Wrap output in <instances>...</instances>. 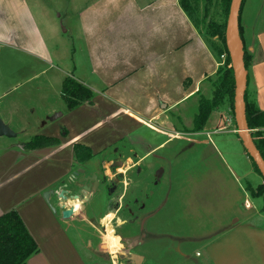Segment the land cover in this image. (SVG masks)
Segmentation results:
<instances>
[{
	"label": "crops",
	"instance_id": "1",
	"mask_svg": "<svg viewBox=\"0 0 264 264\" xmlns=\"http://www.w3.org/2000/svg\"><path fill=\"white\" fill-rule=\"evenodd\" d=\"M72 3L57 21L51 0H0V116L17 133L0 136V216L17 211L38 243L27 264H182L224 233L228 263L264 264V199L248 190L264 177L235 112L226 103L193 130L199 100L212 98L210 78L226 62L221 40L208 43L181 0ZM240 26L253 55L250 88L264 112V0L245 1ZM68 76L94 92L92 104L67 107ZM37 136L60 143L27 149ZM77 145L93 157L80 162ZM103 165L109 179L124 174L112 196L119 208L109 207ZM94 174L97 191L86 193L95 184L80 180ZM65 205L79 214L52 210ZM109 231L120 238L116 253Z\"/></svg>",
	"mask_w": 264,
	"mask_h": 264
},
{
	"label": "trees",
	"instance_id": "2",
	"mask_svg": "<svg viewBox=\"0 0 264 264\" xmlns=\"http://www.w3.org/2000/svg\"><path fill=\"white\" fill-rule=\"evenodd\" d=\"M245 1L246 0L243 2V6ZM231 2L232 0H222L221 2L222 11L226 15L225 22L221 24L216 23L217 21H210L208 25L209 31L207 36L210 38L218 37L221 40L222 47L218 48L217 50L220 55L226 53L227 58L225 65L219 68L213 78H210L214 89L213 98L208 99L206 97H201L199 100L198 113L194 118V131L204 129L211 113L226 103H229L233 112H235L236 80L231 56L226 45L225 36ZM190 3V0L181 1L183 9L198 27L199 23L194 20L193 13L190 11ZM212 3L213 0H209L208 5H206L208 10ZM201 33H203L202 30ZM240 34L244 42L243 62L248 72L247 89L245 92L246 122L248 128L250 129L253 141L258 151L264 158V112L258 107L256 96L250 88L253 55L246 46L244 32L241 26ZM62 96L67 107L73 110L82 106L83 104H92L95 94L90 88L82 84L80 81L72 76H68L63 82ZM59 143L60 141L57 138L37 136L27 142L26 148L33 150L36 148L56 146ZM79 146L80 145H77L75 150L77 158H80V162H86L90 160L93 157L92 150L86 146ZM79 148L84 149V152H82V150ZM253 163L255 170L261 174L254 160ZM248 190L253 196H262L264 199V184L259 186L257 190H254L248 186ZM38 251V243L28 230L23 218L17 211L13 210L0 216V264H27V260L32 255L38 253Z\"/></svg>",
	"mask_w": 264,
	"mask_h": 264
},
{
	"label": "water",
	"instance_id": "3",
	"mask_svg": "<svg viewBox=\"0 0 264 264\" xmlns=\"http://www.w3.org/2000/svg\"><path fill=\"white\" fill-rule=\"evenodd\" d=\"M244 0H232L229 15L226 25V45L229 50L232 65L235 73L236 80V91H235V117L238 126V132L243 140L245 148L247 149L249 155L256 163L262 176L264 177V158L258 151L253 138L250 133L246 122V103H245V92L247 89V76L248 72L244 66L243 55H244V42L240 34V15L243 7ZM0 136L16 137L17 133L1 118L0 116ZM84 173L83 169H80L77 174ZM94 183V187L86 186L84 189L86 193L91 191H97L99 186V181L97 180V175H92L91 177H84L80 180L81 183ZM50 192L45 193V198L49 201ZM60 198L62 201H67V191L65 189L60 191ZM81 198L80 194L75 195L72 199L74 201H79ZM88 201V197L85 195L83 203ZM52 210L57 213L59 210L63 211L65 218L73 215H78L79 211L76 207H67V205L54 207Z\"/></svg>",
	"mask_w": 264,
	"mask_h": 264
},
{
	"label": "rangeland",
	"instance_id": "4",
	"mask_svg": "<svg viewBox=\"0 0 264 264\" xmlns=\"http://www.w3.org/2000/svg\"><path fill=\"white\" fill-rule=\"evenodd\" d=\"M78 1L79 0H73V3L78 4ZM51 2L55 4L54 6L56 8H54V9H57L56 11H53V15L56 18V20L58 21V20H60L59 19V13L64 12L65 8H63V6L65 5V3H67V0H51ZM190 2H191L190 3V11H192V13H193V18L195 21H197L199 23L198 27L200 28V30L203 31V35H204L205 39L207 40V42L210 43V38L207 36V33L209 31V28H208L209 22L210 21H217L216 23L223 24V22H225V19H226V15L222 11V3H221L222 0H213V3L211 4L209 10L206 8V5H208L209 0H190ZM73 3H72V5H73ZM76 19H77V21H76L77 23L75 24L74 28H76V30H77V26H78L79 22H78V18H76ZM64 23L66 25L65 27H67V26L72 27L69 23H67V22H64ZM61 30L63 32H65L63 25L61 26ZM218 43L221 45L220 41H218ZM74 45L78 49V43H76ZM246 46H247V44H246ZM212 98H213V96H212ZM187 103H190V102L188 101ZM184 105H187V104L185 103ZM192 108H193V105L187 109L189 111H191ZM224 108H225L224 105H222L220 107V109H224ZM173 117L177 121L178 118L176 116H173ZM177 122L181 125V122L179 120ZM225 130H227V129H225ZM108 218H110V217L108 216L106 219H108ZM112 226H115L114 222L112 223ZM104 229H105L104 227H101V226L99 227V233H98V240L99 241H103V239H104V234H105ZM110 230H111V228H110ZM107 234H108V232H107ZM107 234L105 235L106 241H107ZM227 241H229V240H227V233L226 234L224 233L221 235V237L219 238V240L217 242L211 243L208 246V248H200V249L198 248L199 255L197 256L195 253L190 258L189 261L182 263V264H230V263H228L230 261V258H228V256H227L229 254V251L227 253ZM119 245L121 247L120 239H119ZM236 250H237V247L235 249L232 248L230 255L232 253L234 254V252ZM116 252H113V253H116ZM210 255L212 257L214 255V258H213L214 260H212V257Z\"/></svg>",
	"mask_w": 264,
	"mask_h": 264
},
{
	"label": "flooded vegetation",
	"instance_id": "5",
	"mask_svg": "<svg viewBox=\"0 0 264 264\" xmlns=\"http://www.w3.org/2000/svg\"><path fill=\"white\" fill-rule=\"evenodd\" d=\"M112 169H118V167H115L112 165ZM77 171V170H76ZM74 171L72 173V180L75 182L78 178H79V175L77 174V172ZM99 174L104 177L103 179H105V195L109 197V207L110 209L113 208H119L120 207V203L119 201H117L116 203L112 200V196H114L116 194L117 197L120 196L121 192H122V187H123V178H124V174L120 173V174H117L115 176V178H108V174H107V167L106 166H100L99 168ZM122 178V179H121ZM77 194H80V193H74L73 196L77 195ZM127 202L122 204L121 206H127Z\"/></svg>",
	"mask_w": 264,
	"mask_h": 264
},
{
	"label": "bare ground",
	"instance_id": "6",
	"mask_svg": "<svg viewBox=\"0 0 264 264\" xmlns=\"http://www.w3.org/2000/svg\"><path fill=\"white\" fill-rule=\"evenodd\" d=\"M119 237L115 235L114 231H109L107 234V243L110 247V249H112L113 252H116L120 245H119Z\"/></svg>",
	"mask_w": 264,
	"mask_h": 264
},
{
	"label": "clouds",
	"instance_id": "7",
	"mask_svg": "<svg viewBox=\"0 0 264 264\" xmlns=\"http://www.w3.org/2000/svg\"><path fill=\"white\" fill-rule=\"evenodd\" d=\"M76 207H78V204L76 205Z\"/></svg>",
	"mask_w": 264,
	"mask_h": 264
},
{
	"label": "built area",
	"instance_id": "8",
	"mask_svg": "<svg viewBox=\"0 0 264 264\" xmlns=\"http://www.w3.org/2000/svg\"><path fill=\"white\" fill-rule=\"evenodd\" d=\"M250 204L248 203V206H249Z\"/></svg>",
	"mask_w": 264,
	"mask_h": 264
}]
</instances>
